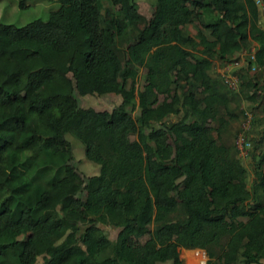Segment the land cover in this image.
I'll use <instances>...</instances> for the list:
<instances>
[{
    "label": "trees",
    "instance_id": "1",
    "mask_svg": "<svg viewBox=\"0 0 264 264\" xmlns=\"http://www.w3.org/2000/svg\"><path fill=\"white\" fill-rule=\"evenodd\" d=\"M210 1L153 0L149 24L135 0H56L45 19L0 22L1 63L24 67L0 84V264H183L178 248L202 250L204 264H264V139L247 138L252 157L258 149L248 182L230 130L241 101L262 98L264 76L241 70L229 90L211 74L256 41L264 75V29L254 0ZM113 91L109 110L77 99ZM138 126L135 139L121 135ZM67 133L96 173L77 168ZM166 231L176 236L158 245ZM143 235L138 258L127 239Z\"/></svg>",
    "mask_w": 264,
    "mask_h": 264
},
{
    "label": "rangeland",
    "instance_id": "2",
    "mask_svg": "<svg viewBox=\"0 0 264 264\" xmlns=\"http://www.w3.org/2000/svg\"><path fill=\"white\" fill-rule=\"evenodd\" d=\"M137 7H138V13L143 15L149 24L152 18V2L153 0H135ZM217 4V0H211L209 2V7L213 8ZM58 4L56 0H0V22L5 23V24H12L16 26H21L24 25L25 23L36 19H45L47 16V12L50 10H53L57 8ZM102 7H106V3L103 2ZM118 6H114V9H117ZM259 9V17H258V25L264 29V11L261 6L258 7ZM195 26L196 23L193 25H188L187 26V31L190 34L195 33ZM99 32L94 31L91 35L92 39V47L94 48L98 41H99ZM16 69H24L22 62L18 60H14L10 62L8 65H3L0 61V84H2L4 87L8 88L13 86L14 83V77L12 75L7 76V72H12ZM146 69L140 68L138 70V76L136 80V86L141 88L143 85V75L146 73ZM211 74L215 75L214 70L211 68ZM255 77L262 78L264 75L261 73V70L258 71L257 73L251 74ZM159 99L162 97L159 95ZM78 102L82 106H88L92 107L96 110H109L112 106L118 103L120 97L117 91H113L111 93H107L105 95L97 96V95H86L83 97H77ZM71 102H74L75 98L71 97L70 98ZM236 109H240L244 113H248L251 116H254L257 119L256 125L253 127V130L248 133V137H255L262 135V138L264 139V93L262 94V98H257L255 102H248L245 100H242L240 105L237 106ZM139 108H134L131 110V114L133 117H137L139 115ZM70 112L68 107H63L60 108L59 110L56 111V114L58 116V121L62 120L68 113ZM177 118L174 115L168 116V120H174ZM241 120H243V117L240 114V117L237 121L232 122L230 125V130L232 133L237 132L238 127H240ZM211 123H207V127ZM251 129V128H250ZM141 128L138 126L135 130H123L121 135L123 137H126L128 139H135L138 134L141 132ZM263 131V132H261ZM159 136L160 138L170 141V138L167 136H164L161 131L155 130L150 132L149 137L153 138ZM66 139L69 141L72 149V155L74 158V162H76V166L79 170H82L86 174H92L97 172V165L86 160L83 156V147L81 143L72 135L66 134L65 135ZM235 138V135L234 137ZM151 144V143H150ZM251 147V144L249 143L248 150L246 154H244V150L241 152H238V156L240 159L241 164L245 167L247 171V181L249 182L252 179V164L257 158V154H255L258 149L255 150L254 157L251 156L253 152L249 150ZM151 154L146 155V158H151ZM71 207H77V202L75 198H70V204ZM104 232L107 234L109 239H113L116 229L109 227V226H101ZM176 236L175 232L172 231H166L162 233H154L153 238L155 242L158 245H163L167 242L173 241L174 237ZM148 238L147 235H143L142 237L139 238H133L130 237L127 239V243L130 246H133L137 248L138 250V258H144V250L142 248L143 242ZM178 255L179 258L182 259L183 264H188L187 259L183 256V253L185 251L190 252L193 251L198 252L200 254V260L198 264H204L206 257L204 255V252L198 249H184V248H178ZM189 254V253H188ZM196 259V258H195ZM192 261H195L191 259ZM198 261V258H197ZM41 259L38 257L36 259L35 264H40ZM159 264H168L167 262L165 263H159Z\"/></svg>",
    "mask_w": 264,
    "mask_h": 264
},
{
    "label": "built area",
    "instance_id": "3",
    "mask_svg": "<svg viewBox=\"0 0 264 264\" xmlns=\"http://www.w3.org/2000/svg\"><path fill=\"white\" fill-rule=\"evenodd\" d=\"M245 56L248 57L249 60H253V48L251 47L248 52H243ZM242 57L237 59H233L231 62H221L215 65L216 71L219 73L223 83L229 89H235L237 87L238 77L232 72L233 68H236L244 61ZM258 70L257 65L251 64L248 69L249 74H253ZM250 117L248 113H244V120L241 122V131L237 133V137L235 138V146L239 152H241L244 148V145L248 143L245 141V131L249 127Z\"/></svg>",
    "mask_w": 264,
    "mask_h": 264
},
{
    "label": "clouds",
    "instance_id": "4",
    "mask_svg": "<svg viewBox=\"0 0 264 264\" xmlns=\"http://www.w3.org/2000/svg\"><path fill=\"white\" fill-rule=\"evenodd\" d=\"M254 3H255V5L257 6V7H259V6H261V2H260V0H254ZM262 7V6H261ZM259 10V9H258ZM258 17H259V15H258ZM259 22V21H258ZM253 48V60H249L248 59V57L247 56H245L244 55V53L243 52H248L249 51V49L250 48ZM257 47H258V43L256 42V41H250V46L249 47H247V49L246 48H244V49H241L240 51H238L234 56H232L229 60H223V61H225V62H231L233 59H237V58H239V57H242L244 60V62L242 63V64H240L239 66H237L236 68H233L232 69V72L238 77V74L240 73V71L241 70H243V71H245L246 73H248V69H249V66L253 63V64H255V65H257L256 63H255V51H256V49H257ZM223 61H220V62H218V61H215L214 62V65H213V67H212V69L214 70V72H215V75H217L218 76V78L220 79V81L222 82V84L226 87V85L223 83V81H222V79H221V77H220V75H219V73L216 71V69H215V65L216 64H219V63H221V62H223ZM257 67H258V70L256 71V72H254V73H257L258 71H260L261 70V67L259 66V65H257ZM253 73V74H254ZM248 75H251V74H249L248 73ZM227 88V87H226ZM237 88V87H236ZM236 88L235 89H229V88H227V89H229V90H236ZM119 102V101H118ZM242 117H243V120H244V112H242ZM251 119H252V116L250 117V122H251ZM243 120H241V122L243 121ZM250 122H249V127H248V129L245 131V141L248 143L247 145H244V148H243V150L245 151L244 152V154H246V152H247V150H248V147H249V141H248V139H247V137H248V132H249V130H250ZM239 131H241V123H240V127H238V129H237V132H236V134H235V138L237 137V133L239 132ZM235 138H234V143H235ZM238 150V149H237ZM239 152V151H238ZM116 233V232H115ZM198 250H200V249H198Z\"/></svg>",
    "mask_w": 264,
    "mask_h": 264
},
{
    "label": "bare ground",
    "instance_id": "5",
    "mask_svg": "<svg viewBox=\"0 0 264 264\" xmlns=\"http://www.w3.org/2000/svg\"><path fill=\"white\" fill-rule=\"evenodd\" d=\"M202 251V250H201ZM196 254L198 255V262H199V260L201 259L200 258V254L198 253V252H196ZM197 259V258H196Z\"/></svg>",
    "mask_w": 264,
    "mask_h": 264
}]
</instances>
